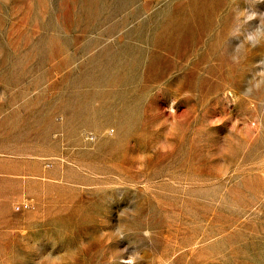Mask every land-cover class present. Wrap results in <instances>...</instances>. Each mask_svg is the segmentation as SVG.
Listing matches in <instances>:
<instances>
[{"label":"rangeland","instance_id":"obj_1","mask_svg":"<svg viewBox=\"0 0 264 264\" xmlns=\"http://www.w3.org/2000/svg\"><path fill=\"white\" fill-rule=\"evenodd\" d=\"M0 264H264V0H0Z\"/></svg>","mask_w":264,"mask_h":264},{"label":"bare ground","instance_id":"obj_2","mask_svg":"<svg viewBox=\"0 0 264 264\" xmlns=\"http://www.w3.org/2000/svg\"><path fill=\"white\" fill-rule=\"evenodd\" d=\"M216 88H217L216 86H211L210 90H214Z\"/></svg>","mask_w":264,"mask_h":264}]
</instances>
